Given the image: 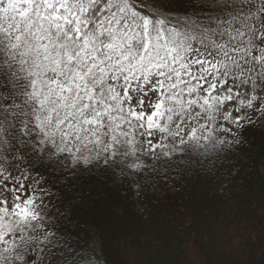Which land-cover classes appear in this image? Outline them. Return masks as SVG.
I'll return each instance as SVG.
<instances>
[{"label": "snow or ice", "instance_id": "6c2138e0", "mask_svg": "<svg viewBox=\"0 0 264 264\" xmlns=\"http://www.w3.org/2000/svg\"><path fill=\"white\" fill-rule=\"evenodd\" d=\"M257 145L264 0H0V264H105L103 189L230 196Z\"/></svg>", "mask_w": 264, "mask_h": 264}, {"label": "trees", "instance_id": "16d2710c", "mask_svg": "<svg viewBox=\"0 0 264 264\" xmlns=\"http://www.w3.org/2000/svg\"><path fill=\"white\" fill-rule=\"evenodd\" d=\"M242 184L193 177L161 202L105 188L79 216L81 244L98 245L105 264H264V149L245 162ZM109 208L113 212H109ZM115 210H122L120 215Z\"/></svg>", "mask_w": 264, "mask_h": 264}, {"label": "rangeland", "instance_id": "374dc122", "mask_svg": "<svg viewBox=\"0 0 264 264\" xmlns=\"http://www.w3.org/2000/svg\"><path fill=\"white\" fill-rule=\"evenodd\" d=\"M93 243L91 244L90 250L95 251V253L99 256V250H98V245L95 241H92Z\"/></svg>", "mask_w": 264, "mask_h": 264}]
</instances>
